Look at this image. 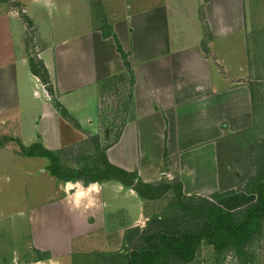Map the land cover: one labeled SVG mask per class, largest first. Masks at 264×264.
Returning a JSON list of instances; mask_svg holds the SVG:
<instances>
[{
	"label": "crops",
	"instance_id": "obj_1",
	"mask_svg": "<svg viewBox=\"0 0 264 264\" xmlns=\"http://www.w3.org/2000/svg\"><path fill=\"white\" fill-rule=\"evenodd\" d=\"M202 1H104L115 5L112 11L105 7V13L114 20L112 33L128 54L134 81L132 117L105 154L111 164L145 182L177 177L184 194L215 202L218 142L252 124V95L244 47L235 69L230 65L232 50L215 45L241 32L236 11L220 13L211 0L202 6L203 14L198 7ZM92 8L91 0H0V164L36 158L43 171L49 159L29 156L26 148L36 144L58 153L85 140L86 133L100 134L101 85L127 69L115 39L95 28ZM33 52L52 86L31 70ZM9 140L16 141L20 153L9 150ZM91 183L99 191L90 193L89 207L84 206L88 198L76 206L72 194L77 189L65 191L62 183L52 194L58 197L52 225L84 230L60 242L63 252L60 246H47L54 251L48 264H72L62 260L71 258L76 242L82 248L86 237H96L94 227L122 233L124 226L145 222L135 190L116 180ZM80 184L87 188L90 183ZM100 232V237L110 238ZM42 240L36 246L43 250ZM58 243L52 241V247ZM44 257L36 264H43Z\"/></svg>",
	"mask_w": 264,
	"mask_h": 264
},
{
	"label": "rangeland",
	"instance_id": "obj_2",
	"mask_svg": "<svg viewBox=\"0 0 264 264\" xmlns=\"http://www.w3.org/2000/svg\"><path fill=\"white\" fill-rule=\"evenodd\" d=\"M91 1L95 28L102 30L104 34L111 33L114 20L107 18L105 7L111 10L115 5L105 3V0ZM208 1L211 0H203V4L198 6L200 13L205 14L202 6L207 5ZM212 2V7L218 8L217 11L220 13L236 11V23L239 27L242 26L241 32L219 39L215 45L221 49L232 50V53H229L232 62L230 65L235 69L241 62L244 47L248 67L246 82L252 95V124L245 129L229 132L217 146L220 179L219 191L214 199L223 208L238 211L256 200V194L248 190L252 189V181L256 177L259 162L262 160L261 155L264 153V0H212ZM229 22L232 24L231 20ZM205 29L207 31L206 25ZM30 61L39 65L37 52H33ZM131 81V74L124 72L101 85L99 113L101 131L98 134V143L94 136L86 133L85 140L58 153L56 162L67 175L76 176V171H82L81 178L72 181L81 182L83 186L89 184L85 181L89 175L87 170L95 173V170L101 167L104 149L116 140L124 120L132 117ZM46 84L52 86L50 80ZM106 132L109 133L108 136ZM15 142L9 140L7 143L10 145L9 150L20 153V147ZM49 163L45 160L43 171L36 158L0 164V264H36L40 256H45L44 263L48 264L47 257L53 250L60 246V252H63L60 242L66 243L72 233L84 230L63 227L62 223L52 225V214L58 206V197L53 199L52 194L59 191L57 189L59 184L62 183L65 187L68 181L52 178L47 170ZM163 180L166 181L167 178L163 177L159 181ZM178 180L176 177L168 181L174 183ZM175 195L174 189L170 188L156 199L140 198L146 220L136 227H144L148 217L163 216L167 209L172 210L175 207L173 204L176 203ZM134 228L124 226L121 229L122 233H117L118 229L115 231L94 227L92 230L96 237H86L87 241L82 244V248L76 242L71 258L62 261L72 264H124L125 255H128L139 241L140 234L133 235ZM99 231H102L104 236L108 234L110 238L100 237ZM41 240L44 242V246L41 243L43 250L36 246ZM52 241L59 242L58 246L56 244L55 248L52 247ZM246 252L253 257L250 264H264V221L261 232L254 235L247 244ZM168 264L180 263L172 261ZM187 264L242 263L233 249H225L217 254L211 244L203 241L194 259Z\"/></svg>",
	"mask_w": 264,
	"mask_h": 264
},
{
	"label": "trees",
	"instance_id": "obj_3",
	"mask_svg": "<svg viewBox=\"0 0 264 264\" xmlns=\"http://www.w3.org/2000/svg\"><path fill=\"white\" fill-rule=\"evenodd\" d=\"M103 36H112L115 39L117 51L127 72L131 74L128 54L122 49L117 37L112 32L103 33ZM30 67L43 82L49 83V76L42 61L39 60V65L32 61ZM133 82L132 79L131 84ZM59 110L67 117L65 110L62 108ZM125 121L121 124V128ZM120 132L121 130L117 133L116 140ZM94 138L98 143L99 137L94 136ZM105 149L103 164L95 170V173L87 170L89 175L86 182L116 180L125 187L135 190L142 200L156 199L170 188L174 189L176 194V203L173 204L175 207L171 208L172 210L167 209L163 216L148 217L144 227L132 229L133 235L140 234L139 241L131 252L125 255L124 264H168L172 261L187 264L194 259L203 241L211 244L217 254L230 248L235 251L242 264L251 263L253 257L246 252V246L254 235L261 232L264 221V153L261 155L262 160L259 162L256 177L252 181V189L248 190L256 194L255 202L238 211H230L206 197L183 195L182 183L179 180L174 183L163 180L156 184L140 180L135 172L111 164L106 157ZM24 153L48 158L50 163L47 169L57 179L72 181L82 176L81 170L75 172L76 176L67 175L56 162L58 153L48 151L41 145L35 144L26 148Z\"/></svg>",
	"mask_w": 264,
	"mask_h": 264
},
{
	"label": "clouds",
	"instance_id": "obj_4",
	"mask_svg": "<svg viewBox=\"0 0 264 264\" xmlns=\"http://www.w3.org/2000/svg\"><path fill=\"white\" fill-rule=\"evenodd\" d=\"M71 188L77 189V191L72 194V198L74 199L76 206L80 205L83 198H88V203L84 205L85 207H89L92 204L90 193L94 191H99L98 185L96 183H90L87 188H83L80 182H67L65 186V191H68Z\"/></svg>",
	"mask_w": 264,
	"mask_h": 264
}]
</instances>
